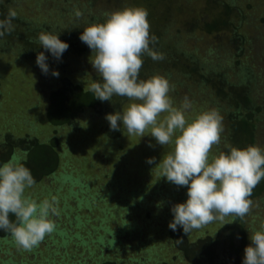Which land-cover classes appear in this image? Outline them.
<instances>
[{"label":"rangeland","instance_id":"obj_1","mask_svg":"<svg viewBox=\"0 0 264 264\" xmlns=\"http://www.w3.org/2000/svg\"><path fill=\"white\" fill-rule=\"evenodd\" d=\"M35 1L38 0H19L16 3L18 5L15 8L16 12L23 14L22 17L28 21L41 20L49 23L61 21L59 25H62V22H75L76 24L80 22L83 28L92 23H99L98 20L101 17H103L101 22L106 21V17L112 11L126 7L145 9L141 5L144 0H126L127 2L119 0L113 4L114 8H111L108 14L106 13L107 0H92L91 2L89 0H47V2L42 0V6L36 4ZM165 1L169 3L168 0ZM179 1L183 10L188 12L187 9H190L194 17L201 16L203 9L209 7L210 3V0H174L173 3L176 2L178 6ZM226 2L235 5L234 16L230 17L234 23L238 24V31L245 39H250V42L244 43L241 60L252 71L255 79L253 83H259L258 87L254 88L258 93V99L255 101L258 109L254 112L256 119L253 120L254 137L256 145L264 148V0H226ZM170 3L174 6L172 2ZM68 6L70 9L72 7V11L62 16L54 11V8L60 9L61 7L66 10ZM166 6L165 9H167ZM214 6L218 7L215 12H219V8L223 10L224 7L215 4ZM77 12L81 15L77 16ZM171 14L167 28L163 29V39L170 41L177 38L175 45L179 46V51H183L178 53L181 57L187 58L184 54L186 52L187 59H190L194 49L201 46L198 54L208 59L212 65L209 68L206 62L205 65L202 64L210 79L215 81L219 78L222 63L230 77L239 72V68L230 62V55L238 52L239 47L232 41L229 42L231 36L229 32L220 31L219 34H207L196 29L193 32L192 28L187 33L182 23L186 20L185 13L179 10ZM227 47L230 48L226 49ZM39 48L43 47L39 45ZM35 49L33 48L34 52L33 50L26 52V57L16 51L14 56L0 49V134L9 132L15 137L34 136L43 142L48 141L54 135L59 139V144L56 146L59 165L54 175L49 174L35 181L34 186L26 190V194H30L37 202L52 196L62 199L66 194V200L78 195L79 200L76 197L71 199L72 205L78 207V203L80 208L87 205L89 209L88 216L85 210H81L80 220L84 221L86 218L87 221H85L88 223L108 225L103 228L104 230L99 228L98 232L96 230L84 232L85 235L91 237L92 234L94 239L97 236L110 235L112 245L109 244L106 249L110 252V259L119 264H192L189 256L185 257L178 251L177 245L170 236L169 228V222L174 218L171 208L174 204L187 200V187H177L168 182L166 177H162V169L155 167L165 155L173 152L174 143L160 145L151 136L150 128L146 130L143 137L136 134L129 135L124 130L122 122H120L118 137L107 133L106 116H101L102 114L99 115L95 111L87 112L83 116L81 129L78 132L67 127L63 129L54 127L45 118L48 105L46 102H48L47 98L49 100L50 93L60 86L61 77L67 74L74 82L86 89H90L93 82L102 78L90 63L92 56L90 49L89 53L83 54V57L66 50L60 59H56L50 51L39 49L35 52ZM39 52H44L47 56L49 65L47 74H44L37 65V57L28 58L33 53L37 55ZM181 57L175 59L177 65L180 66L183 64ZM186 64H188L187 61ZM53 70H58V77L52 75ZM181 71L179 66L174 68L164 66L161 72L150 74V78L160 75L169 80L171 85L169 97L174 107L179 108L185 96L190 99L192 106L185 112L188 122H191L198 114L209 110H215L223 117L221 143L213 146L209 156L211 160L223 152L222 147L225 144L223 136L228 133L226 107L222 105L221 99L215 100L216 95L214 96L212 92L215 90V85H208L204 82L201 74L197 79L188 81ZM123 100L125 101L115 108L116 111L125 110L132 102L128 98ZM110 106L112 107L109 109L110 113H115V106ZM166 115L168 113H162L158 120H163ZM150 157H155L154 164L147 163ZM58 186L65 190V193L61 195L53 193L52 190H56ZM109 187L111 189H108ZM257 187L256 195L252 197V211L244 218L248 226L260 230L261 225L264 224V180ZM161 193H163L162 196L159 195ZM107 200L110 201L109 205L105 202ZM106 209L114 212L112 218L111 214L108 215L110 219L104 217L108 213ZM52 218L57 221V218ZM230 219L231 216L226 217L224 221L216 220L187 234L184 233L182 227L179 228L190 241H195L206 233L214 236ZM250 231L246 246L251 243ZM50 235H47L38 247L33 248L31 251L34 253L30 252V254L27 250L18 248L15 242H0V264H30L36 257L41 258L47 264H64V262L70 264L71 261L62 259V257H69L65 255L64 249H60L61 252L57 251ZM2 240L4 239H0ZM98 240L99 238L95 240V243ZM71 242V238L66 241L62 239L60 244L63 247ZM84 250L85 252L81 253L79 248L74 252L71 264L92 263L88 256L89 249ZM242 254L244 255V251ZM19 257L21 258L20 263Z\"/></svg>","mask_w":264,"mask_h":264},{"label":"clouds","instance_id":"obj_2","mask_svg":"<svg viewBox=\"0 0 264 264\" xmlns=\"http://www.w3.org/2000/svg\"><path fill=\"white\" fill-rule=\"evenodd\" d=\"M17 15L10 8L7 17L0 19V37L13 30L12 21ZM150 27L146 9L126 7L113 11L106 21L84 28L80 39L92 50L90 63L102 78L93 82L89 91L102 102L111 101L114 96L132 101L125 110L106 115L111 130H120L122 122L129 135L143 137L150 128L151 136L160 145L174 143L173 152L155 166L162 169V177L168 182L187 187V200L171 208V230L182 227L187 234L229 216L243 219L252 211L254 189L264 180V148L226 145L227 152L209 159L213 146L221 143L223 117L209 110L188 122L185 112L192 102L185 96L181 106L174 107L167 78H139L144 56L154 61L163 59L150 46L157 42L150 35ZM38 40L56 59L69 47L59 34L52 32H41ZM36 63L44 74L49 72L44 52L37 54ZM52 75L58 77V70H53ZM162 113L168 115L158 120ZM147 163L154 164L155 157L148 158ZM34 184L31 170L15 156L0 166V230L10 233L15 245L27 251L38 247L56 230L52 217L60 214L55 196L37 202L26 194ZM249 239L243 264H264V224L260 230L250 232Z\"/></svg>","mask_w":264,"mask_h":264},{"label":"trees","instance_id":"obj_3","mask_svg":"<svg viewBox=\"0 0 264 264\" xmlns=\"http://www.w3.org/2000/svg\"><path fill=\"white\" fill-rule=\"evenodd\" d=\"M18 1L19 0H0V19L7 17L10 8H17L18 5L16 3ZM45 1L47 2V0ZM91 1L92 0H89V2ZM118 1L119 0H107V14L110 12L109 10H111V8H114L113 4ZM168 1L169 3L165 0H144L141 3L148 12V20L151 26L150 35L157 38V42L150 46L153 47L155 51L162 54L163 59L154 61L150 57L144 56V63L140 70L139 78L146 80L150 78V74L161 72L164 66L168 68L179 66L184 78L188 81L197 79L198 75L201 74L202 77H204V79L202 78L204 82L208 85L211 84L216 86L214 90L215 92L212 91L214 96L216 95L215 100H217V98L221 99V101H223L222 105L226 107L228 133L223 136V142L225 141V144L222 147L223 152L228 151L226 145L239 148H245L248 145H256L254 137L255 124L253 123V120L256 119L254 116L256 114L254 112H257L258 109L257 103L255 102L256 99H258V93L254 88L258 87L259 83H253L255 79L253 78L252 71L248 65L244 64L241 60V55L244 53V43L250 42V39H245L242 33L238 31V24L234 23V20L230 17L231 15L234 16L233 11L236 8L235 5L231 2H226V0H210L209 7L203 9L202 15L194 17V15L190 13V9H187L188 12L183 10L180 1L178 6H176V2L173 3L174 0ZM170 2H172L174 6H172ZM35 3L39 6H42L43 4L42 0L35 1ZM187 3L189 4V1H187ZM214 4L217 6H224L223 10L219 8L220 11H217L218 13L215 12L218 7H215ZM165 6L167 9L164 8ZM36 7L38 6L36 5ZM71 9L68 6L66 10L61 7L60 9L54 8V11L57 12V14L60 13L62 16L67 14V12H71ZM179 10L186 15V20H183L182 23L184 25V31L187 33H189L192 28L193 32L199 30L207 34H219L220 31L223 33H230L231 36L229 42L232 41L239 47L238 52H234L230 55L231 64L233 63L234 66L239 68L238 73L233 74L230 77V75L224 70L225 67L222 63L218 75L219 78H216L214 81L209 78L205 71V67L203 66L206 62V66L208 67L209 65L210 68L212 66L210 61L198 54V49L201 48V46L194 49V53H192L193 55L191 54L190 56L191 58L187 59L188 55L186 52H184V54L187 58H183L178 54L183 51H179V46L175 45L177 38L170 41L168 39H163V29L167 28L170 19L169 17L172 16L171 13ZM17 14V17L12 21L13 30L10 33L5 32V34L0 37V49L7 51L10 55L13 54L15 56L16 51L21 53L20 55L26 57V52H31L33 48H36L35 52L39 49L43 50L44 48H39L38 40L41 32L59 34L60 39L69 44L67 52L70 51L79 57H83V54H86L90 49L88 45L83 43L80 39V35L84 30V28L80 26V22L78 24L75 22H62V25H59L61 21H57L56 23L44 22L41 20L28 21L22 17L23 14L18 12ZM101 21H103V17L98 20L99 23ZM185 32L183 33L187 35ZM228 48L230 47H227L226 49ZM24 57L23 60L25 61ZM35 57H37V55L33 53V55L28 58ZM180 57L183 58V64L181 66L179 64L177 65V61H175L176 58L179 59ZM250 57L252 58L251 55ZM186 61L188 64H186ZM61 78L60 86L50 93L49 100L47 98L48 102H46L48 105L45 118L54 127H60L61 129L67 127L70 130L78 132L81 129L83 116L87 114V112L95 111L99 115L102 114L101 116H106L110 113L109 109L112 108L110 105L115 106V110V108L119 107V105L125 101L123 100L125 97L114 96L113 102H102L95 98L94 94L91 93L89 89L74 82L67 74H64ZM105 127L107 133H111L117 137L119 136L120 130H111L109 122L106 119ZM54 136L48 141L43 142L39 141L38 138L34 136L26 135L24 137H15L9 132L4 133L3 135L0 134V166L15 156L31 170L35 181L40 180L49 174L55 173L59 165V155L56 150V146L59 144V139L57 136ZM257 188L258 187L254 189L253 195H256ZM108 189H111V187ZM52 192L61 195L65 193V190L60 189L58 186L57 189L52 190ZM159 195L162 196L163 193ZM179 196L180 195L178 194V197ZM73 197L77 198L78 195ZM73 197L66 200V194L63 195L62 199L56 197L59 202L58 207L60 214L55 217L57 218V221L54 220L57 230H55L50 236L54 245H56L57 251L61 252L60 249H64L63 251L65 255H68L69 257H62V259L71 261L70 264L73 263V260H71L73 254L80 248L81 253L85 252L84 249H89L88 256L92 261L91 264H119L117 261L110 259V252L106 249L109 244L112 245L110 235L105 237L97 236L96 239L99 238V240L95 243L96 239H94L95 237L92 238V234L90 237L84 233L95 230L98 232L99 228L104 230L103 228L108 225L104 224V226L101 223L98 225L92 222L88 223L86 222V218V221L80 220L79 217L81 216V210H85V214L87 213L86 215L88 216L89 209L87 205L84 206V208H80V204L78 203V207H76V205L73 206L71 203ZM79 199L80 198H77V200ZM105 202L107 205L110 204V201L108 200ZM105 211L108 213L104 217L110 219L108 215L111 214L112 218L114 212H110L109 209H106ZM102 213L104 212L102 211ZM12 218L14 219V217ZM102 219L106 220V218L104 219L103 217ZM245 222V218L237 219L231 216V219L224 223L214 236L210 235V233H206L195 239V241H190L180 228L176 231L170 229V236L177 245V248L179 249L178 251H180L182 255H185V257L186 255L189 256L192 264H243L244 255L242 252L247 245L248 232L250 230V232L258 230L257 228H251ZM58 230L60 231L59 233L56 232ZM69 238H71L72 242L68 246L62 247L60 244L61 240L64 239V241H66ZM0 239H4L0 241L4 243L14 242L10 233L4 232L3 230H0ZM28 252L29 254L30 252L34 253L32 251ZM82 257H84L83 254ZM18 261L19 263L21 262L20 257ZM30 264L47 263H44L41 258L37 259L36 257V259H33Z\"/></svg>","mask_w":264,"mask_h":264}]
</instances>
